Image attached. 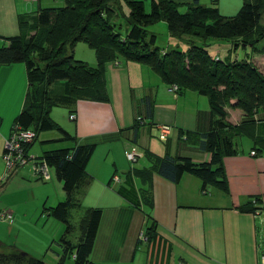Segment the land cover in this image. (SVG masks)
Wrapping results in <instances>:
<instances>
[{
	"label": "crops",
	"instance_id": "obj_1",
	"mask_svg": "<svg viewBox=\"0 0 264 264\" xmlns=\"http://www.w3.org/2000/svg\"><path fill=\"white\" fill-rule=\"evenodd\" d=\"M196 1L213 5L219 13L232 16L243 0ZM33 6L25 0H0V46L6 45L3 37L20 34L18 17L31 15L35 11ZM242 49L243 59L264 67V39L253 48ZM89 61L91 67L96 65L95 57ZM103 79L105 101L78 99L71 107L54 105L49 110L50 118L73 141L60 140L57 130H47L37 134L39 145H34V140L28 149L40 155L44 150L74 144L94 145L85 165L87 176L74 191L76 204L69 209L81 206L84 201V211L89 207L101 211L89 261L93 264H259L264 255L262 108L252 115L240 108L227 109V121L238 129L237 132L230 130L237 153L223 158L227 190L211 184L202 190L201 180L190 173L173 183L156 174L153 166L155 156L208 159L194 142L209 126L206 97L192 90L178 94L162 83L148 66L122 59L106 64ZM27 89L24 63L0 64L2 192L12 180L4 184L6 177L2 178L5 173L3 144L24 106ZM69 113H74L73 120L68 119ZM138 116L141 120L136 122ZM161 125L167 126L164 139L158 138ZM132 144L140 153L134 164L123 154ZM20 172L21 176L28 177L30 171L26 168L17 173ZM129 172L139 206L117 193V188L125 185ZM57 190L48 206L64 197L62 189ZM145 214L156 225L150 239L144 236L143 230L148 225Z\"/></svg>",
	"mask_w": 264,
	"mask_h": 264
},
{
	"label": "trees",
	"instance_id": "obj_2",
	"mask_svg": "<svg viewBox=\"0 0 264 264\" xmlns=\"http://www.w3.org/2000/svg\"><path fill=\"white\" fill-rule=\"evenodd\" d=\"M122 3L127 8L125 14ZM180 6H184L183 11L179 10ZM117 16L125 20L124 34L117 30L119 24L114 20ZM263 17L264 0H243L232 16H225L215 6H205L196 0L186 3L150 0L147 12L140 0H65L63 7L38 8L31 15H20V34L3 37L6 45L0 46V64L22 62L25 65L28 82L25 103L12 125L34 132L33 140L22 144L23 151L29 152L40 131L57 130L61 134L60 140L73 141V137L50 118V108L54 105L71 107L78 99L105 101V66L122 59L148 66L162 83L170 88L175 86L174 91L178 94L192 90L207 99L209 126L194 142L208 159L194 161L187 156H155L153 168L156 174L177 183L183 174L190 173L201 180L202 190L207 184L227 190L223 158L237 153L230 130L238 131L237 126L227 121V109L236 107L252 115L262 108L264 113V76L247 59L224 62L212 58L205 46L192 41L188 42L185 51L159 52L154 46L155 35L148 33L146 27L162 20L171 37L186 33L202 40L225 39L231 41L236 50L253 48L264 39ZM77 42H83L93 50L94 67L73 58L72 48ZM93 148V144H74L44 150L36 156L52 170L64 192L63 200L53 206H42L43 213L63 224V232L58 238L61 251L57 254L56 264H65L66 258L71 259L69 264H93L88 256L100 221V209L87 208L77 224V240L68 239L73 230L68 211L76 204L73 193L85 181V165ZM14 170L8 171L5 177ZM130 176L129 172L125 185L119 186L117 193L139 206ZM145 219L148 225L143 230L144 236L150 239L156 225L148 214ZM0 221L7 220L0 217ZM4 262L46 264L0 242V263Z\"/></svg>",
	"mask_w": 264,
	"mask_h": 264
},
{
	"label": "rangeland",
	"instance_id": "obj_3",
	"mask_svg": "<svg viewBox=\"0 0 264 264\" xmlns=\"http://www.w3.org/2000/svg\"><path fill=\"white\" fill-rule=\"evenodd\" d=\"M29 2L34 10L38 8L47 7H63L65 6V0H25ZM143 4L144 10H149L150 0H140ZM180 11L184 10V6L179 7ZM122 11L127 13V8L122 3ZM115 22L119 24L117 30L120 34H124L126 29V23L122 16L114 18ZM264 22V17L263 20ZM148 33L155 35L154 46L157 47L159 52H166L171 49H177L185 51L188 47V42L192 41L196 45L205 46V49L209 56L212 58L217 57L219 60L228 62L234 59L241 60L245 58V52L241 47L236 50L232 48V43L225 39L206 38L202 40L198 37L188 35L186 33L181 34L179 37L169 36L166 24L160 20L146 27ZM72 55L74 59H79L85 64L91 67L87 62L94 58V52L83 42H77L72 48ZM255 65L258 71L264 76V67L259 66L254 61L251 62ZM174 91V89L172 90ZM234 102V100H232ZM234 108V107H232ZM236 108V107H235ZM139 117H136L138 120ZM46 131H40L38 133H45ZM159 138V134H158ZM160 139V138H159ZM40 139L36 138L34 145L38 146ZM255 153V152H254ZM32 155H36L31 152ZM37 156V155H36ZM125 157V156H124ZM134 164V163H133ZM29 169V164L16 168L6 178L5 182L10 178L12 179L7 189L0 191V208L2 212L8 210L11 212L10 221H0V241L5 247L12 248L14 245L19 251L26 252L28 256L39 258L46 264H56L57 254H60L61 247L58 244V238L63 232V224L42 212V206H48L49 202L53 200L57 188L61 189V184L58 182L53 174L52 170L48 168L49 179L41 180L35 178L31 172L28 173V177L20 173L19 170ZM30 171V170H29ZM119 175L121 173L117 172ZM59 183V186H56ZM5 188V185L3 186ZM48 194V197H44ZM64 197L62 198V200ZM52 202V201H51ZM58 201H54L53 205ZM84 201L81 206L74 207L69 211V223L74 225L72 232L68 235V239L72 242L77 240L79 235L78 220L84 211ZM52 205V206H53ZM72 225V226H73ZM14 248V247H13ZM15 248V249H16ZM65 264L71 263L70 258H66ZM2 264V263H0ZM12 264V263H3Z\"/></svg>",
	"mask_w": 264,
	"mask_h": 264
},
{
	"label": "built area",
	"instance_id": "obj_4",
	"mask_svg": "<svg viewBox=\"0 0 264 264\" xmlns=\"http://www.w3.org/2000/svg\"><path fill=\"white\" fill-rule=\"evenodd\" d=\"M175 86L171 87V90L175 89ZM74 113L68 114V119H74ZM167 132V126L161 125L159 127V138L164 139V135ZM34 132L30 129H21L19 126L15 125L12 127L11 132L8 137L4 140L2 160L5 166L4 176L8 171H12L18 167L29 164V170L31 174L41 180L49 179L48 167L40 162L36 158V155H32L30 152L25 153L23 151L22 144L30 143L33 140ZM254 154V151L252 152ZM123 154L126 160L130 163L136 161L140 156V153L135 145H129L123 150ZM116 180V177L114 178ZM0 217L4 220L10 221L11 213L9 210L6 212H1ZM259 264H264V255L261 257Z\"/></svg>",
	"mask_w": 264,
	"mask_h": 264
}]
</instances>
